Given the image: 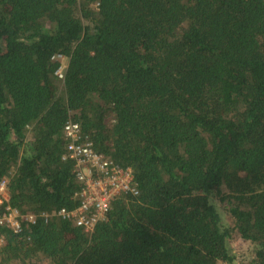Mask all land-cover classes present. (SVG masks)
<instances>
[{"label":"trees","instance_id":"1","mask_svg":"<svg viewBox=\"0 0 264 264\" xmlns=\"http://www.w3.org/2000/svg\"><path fill=\"white\" fill-rule=\"evenodd\" d=\"M70 119L138 189L90 232ZM2 176L0 264H264V0H0Z\"/></svg>","mask_w":264,"mask_h":264},{"label":"built area","instance_id":"2","mask_svg":"<svg viewBox=\"0 0 264 264\" xmlns=\"http://www.w3.org/2000/svg\"><path fill=\"white\" fill-rule=\"evenodd\" d=\"M55 71L59 79L64 78L65 63L62 55ZM66 139L63 159L73 161L74 174L81 184L76 193L79 204L72 210L60 209L55 214L62 219H70L85 231H92L96 223L106 218L113 201L122 194L138 193L134 175L130 167H121L113 160L93 148V144L83 135L78 122L70 119L63 126ZM46 217L47 214L42 213ZM34 213L20 214L9 202V177L0 178V228L6 227L18 232L23 222L34 223ZM3 237L0 236V247Z\"/></svg>","mask_w":264,"mask_h":264},{"label":"rangeland","instance_id":"3","mask_svg":"<svg viewBox=\"0 0 264 264\" xmlns=\"http://www.w3.org/2000/svg\"><path fill=\"white\" fill-rule=\"evenodd\" d=\"M63 63H66L65 60ZM229 251L238 260H248L251 259L253 253V246L251 243L238 239L236 241L229 242ZM225 264V263H218Z\"/></svg>","mask_w":264,"mask_h":264}]
</instances>
